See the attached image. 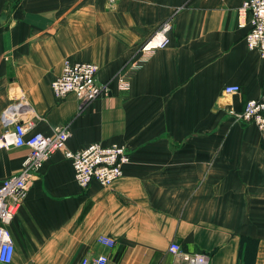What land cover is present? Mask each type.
<instances>
[{
	"label": "crops",
	"instance_id": "crops-1",
	"mask_svg": "<svg viewBox=\"0 0 264 264\" xmlns=\"http://www.w3.org/2000/svg\"><path fill=\"white\" fill-rule=\"evenodd\" d=\"M243 1L0 0V115L24 91L36 130L68 124L70 149L119 143L131 156L111 185L82 188L71 160L51 154L9 225L12 264H81L102 253L107 264H174L172 242L210 264H264V137L232 115L264 93L249 18L238 24ZM166 20L167 43L133 69ZM67 59L98 64L110 92L85 106L74 94L57 98L51 82ZM233 83L241 92L225 95ZM29 152L0 149V183Z\"/></svg>",
	"mask_w": 264,
	"mask_h": 264
},
{
	"label": "built area",
	"instance_id": "built-area-1",
	"mask_svg": "<svg viewBox=\"0 0 264 264\" xmlns=\"http://www.w3.org/2000/svg\"><path fill=\"white\" fill-rule=\"evenodd\" d=\"M237 11L240 27L245 26L249 18L250 28L246 35L248 48L257 51L264 58V0H244ZM171 28V20L161 24L141 46L139 58L131 62L133 69H137L153 50L167 43ZM98 72L99 65L94 62L67 59L63 63L62 73L51 82L53 94L57 98L74 94L83 106L88 105L110 92L109 84L99 82ZM116 77L121 88L129 87L125 73L117 74ZM223 92L227 96L240 93L241 85L228 84ZM232 115L238 122L255 124L264 137V93L259 98L248 99L244 108L232 111ZM37 118L38 115L24 91L14 92L10 103L0 115L3 125L0 149L11 146L30 148L21 170L0 183V264H12L15 244L9 225L23 203L34 176L51 154L62 151L71 160L75 178L82 188H87L94 180L105 186L111 185L123 175L124 167L131 161L126 146L119 143L102 145L95 142L72 150L68 147L71 135L68 124L57 125L52 133H44L35 129ZM98 240L110 248L115 245V240L107 235H100ZM168 250L176 257L174 264H210L207 253L185 251L178 242H172ZM108 260V255L102 253L83 258L81 264H107Z\"/></svg>",
	"mask_w": 264,
	"mask_h": 264
}]
</instances>
